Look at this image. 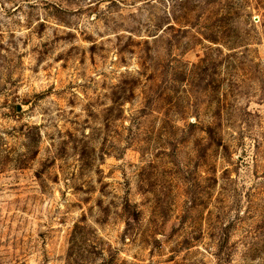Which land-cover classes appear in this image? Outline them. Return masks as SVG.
I'll return each instance as SVG.
<instances>
[{"label": "rangeland", "instance_id": "374dc122", "mask_svg": "<svg viewBox=\"0 0 264 264\" xmlns=\"http://www.w3.org/2000/svg\"><path fill=\"white\" fill-rule=\"evenodd\" d=\"M0 264H264V0H0Z\"/></svg>", "mask_w": 264, "mask_h": 264}]
</instances>
